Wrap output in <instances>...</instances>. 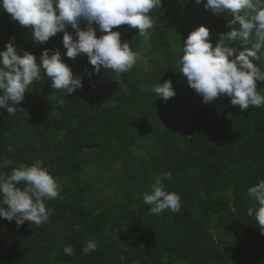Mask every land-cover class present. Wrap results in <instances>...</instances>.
Listing matches in <instances>:
<instances>
[{"label": "trees", "instance_id": "obj_1", "mask_svg": "<svg viewBox=\"0 0 264 264\" xmlns=\"http://www.w3.org/2000/svg\"><path fill=\"white\" fill-rule=\"evenodd\" d=\"M149 15L143 37L128 25L112 29L140 56L117 77L94 72L86 54L66 57L63 33L33 42L29 28L0 10V51L10 37L17 54H33L37 64L45 49L59 51L83 79L68 94L45 77L25 92L23 111L0 109V161L13 162L0 172L40 159L59 186L45 201L48 222L17 227L0 218V264H264V235L247 216L257 206L247 189L264 180V106L241 111L226 94L204 104L175 63L192 31L206 27L215 47L233 17L195 0H162ZM229 46L234 55L243 50L238 41ZM165 80L176 93L167 101L153 93ZM257 91L264 95V82ZM167 172L165 188L179 194L181 210L151 214L142 194ZM90 240L96 251L82 255ZM67 244L73 256L63 253Z\"/></svg>", "mask_w": 264, "mask_h": 264}, {"label": "clouds", "instance_id": "obj_2", "mask_svg": "<svg viewBox=\"0 0 264 264\" xmlns=\"http://www.w3.org/2000/svg\"><path fill=\"white\" fill-rule=\"evenodd\" d=\"M195 3H204L206 9L217 15L229 13L233 17L227 24L231 30L219 34L215 47L208 39L210 33L206 27L192 31L175 61L179 73L204 104L226 94L230 104L239 106L241 111L250 105L264 106V95L257 91V81L264 82V66H261L264 65V0H195ZM161 5L162 0H0V10L20 26L29 28L33 42L44 44L50 37L63 33L66 57L75 59L86 54L94 72L102 67L115 72L117 77L129 72L140 56L129 43L121 42L119 31L112 29L128 25L130 29H138V35L143 37L153 27L150 12ZM236 24L239 28L233 27ZM67 26L75 31V39L66 31ZM97 31L105 34L97 38ZM14 40L15 37H10L5 50L0 51V109H6L8 115L23 111L17 105L34 81L47 77L53 90L68 94L83 87L82 77L73 76L59 51L45 49L37 64L33 54H17ZM234 41L243 46L238 55L229 46ZM153 93L164 101L176 95L168 80L163 84L158 82ZM12 163L11 159L3 160L0 167ZM171 177V172L158 175L151 190L142 194L151 214L159 215L166 210L180 212L181 197L165 188L164 180ZM247 193L257 205L248 208L247 216L258 224L260 234L264 235V180L249 187ZM58 194L57 180L42 166L40 159L31 165L20 163L10 174L0 172V218L15 221L17 227L25 222L35 226L44 224L51 215L45 201L55 199ZM97 246L95 240L88 241L81 250L82 255L96 251ZM62 251L68 256L75 254L72 244L63 246Z\"/></svg>", "mask_w": 264, "mask_h": 264}]
</instances>
